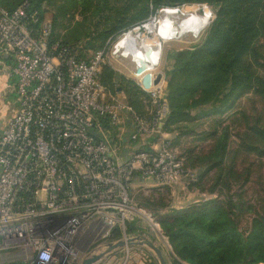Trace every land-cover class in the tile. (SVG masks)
<instances>
[{"label": "built area", "instance_id": "built-area-1", "mask_svg": "<svg viewBox=\"0 0 264 264\" xmlns=\"http://www.w3.org/2000/svg\"><path fill=\"white\" fill-rule=\"evenodd\" d=\"M52 32L28 2L0 8V52L19 102L0 135V264H81L116 231L128 238L145 212L132 195L138 182L174 185L185 174L162 131V82L148 90L156 111L139 116L101 82L106 49L80 60Z\"/></svg>", "mask_w": 264, "mask_h": 264}, {"label": "trees", "instance_id": "trees-1", "mask_svg": "<svg viewBox=\"0 0 264 264\" xmlns=\"http://www.w3.org/2000/svg\"><path fill=\"white\" fill-rule=\"evenodd\" d=\"M58 1L0 0V8L13 13L28 2L29 11H37L44 20V5ZM62 1L67 7L81 9L83 16L91 14L92 26L85 32L61 33L65 29L62 20L66 10L61 17L54 16L52 23V43L76 51L80 60H88L89 52L103 50L109 40L147 21L159 9L185 4L213 7L215 19L201 45L170 56L166 76L169 115L162 131L170 136L172 146L183 137L212 141L207 153L196 155L193 150L189 151L191 166L199 174V182L195 184H201L202 192L206 178L213 183L210 194L218 189L230 193V182L242 184L241 188L248 182L264 186L261 172L264 170V0ZM96 18L99 23L94 24ZM99 25L103 29L97 31L95 28ZM101 82L112 92H116L117 85H122L125 94L122 99L127 105L139 116L149 114L151 98L132 82L107 66L103 67ZM243 99L252 104L250 109L242 108ZM231 112L230 123L222 126L220 118ZM206 117H215L210 131L198 133L202 126L200 120ZM238 165L242 170H238ZM254 169L258 170L256 174ZM211 173L213 176L209 178ZM140 206L152 211L149 202ZM243 206L239 196H229L226 202L205 201L160 221L173 249V264L264 262V199L258 202L260 210L246 235L239 230L236 214L228 211V207L243 211ZM128 233H135L134 224H129ZM120 238L121 233L116 231L112 239Z\"/></svg>", "mask_w": 264, "mask_h": 264}, {"label": "rangeland", "instance_id": "rangeland-1", "mask_svg": "<svg viewBox=\"0 0 264 264\" xmlns=\"http://www.w3.org/2000/svg\"><path fill=\"white\" fill-rule=\"evenodd\" d=\"M64 3L65 1H62V0L58 1L57 4L56 3L54 4L46 3L44 5L45 6L44 9L46 13L44 19L53 23L54 16L61 17L63 12L66 10L67 15L62 20L64 22V28H65L64 30H61L62 34H65L67 31L69 32L72 30L78 31V32H81V31L85 32L86 28H89V29L91 28L92 19H91L90 13H86V15L83 16L81 14V9L75 10L72 8V6L67 7L68 5L67 6L63 5ZM63 7H66V8L64 9ZM168 8L180 9L184 13L190 16L195 15L201 18H207L208 24L212 23V21L215 19V9L207 4H185L181 7L162 8L161 10L159 9L157 11L158 13L156 12L157 14L149 18L147 21L134 25L131 29L124 31L123 33L118 35L116 38L109 40L106 43V47L104 48L106 49V53H107V58H106L107 68H110L115 73H117L120 77L125 78L127 81L132 82L135 86L139 87L144 93H146V95H148L151 98L152 102H151V108L149 109L150 112L156 111L157 104L153 99L152 93L146 91L144 87L141 85L143 76L145 74L149 75V73L153 75L162 73L164 76L163 81H162V87L166 90V93H167L168 84L166 81V76L170 69L171 54L174 52H179V51H184V50H192L195 47H198L199 45H201L202 40L204 39L205 33L207 30H205V32L202 33L201 37L193 43H187L184 41L183 42L175 41V42L165 43L161 49L160 60L158 62L157 68L145 73L139 78L136 77L132 73V71H130L129 69L121 65L119 62H117L115 58L112 56V53H113V48L116 45V43L119 40L123 41L122 38L126 37V35H129L133 31H138L141 34L142 43L153 45L154 42L157 40V36L155 35V33H151L148 27L150 26V23H152L154 20H156L159 17V14L162 11ZM97 23H99V20H97L96 18L94 24H97ZM95 29L97 31H100L101 29H103V25H99V27ZM93 53H94L93 51L89 52L90 57ZM121 87L123 86L120 84L117 85V88L115 89L116 92L114 93H118L119 97L120 95L125 97V94L122 92ZM9 96H10V92L7 89L6 90V116H11L14 110L17 108L16 100L14 99L13 100L14 102L11 101ZM1 101L2 100L0 99V102ZM241 103H242V108L244 107L245 109H250L252 107V104L244 99L242 100ZM18 107H19V104H18ZM232 113L233 112L227 113L220 118L222 122V126H226L230 123L229 117L231 116ZM212 119H215V117H206V118L201 119L200 123H202V126L198 133H201L202 131H207V132L210 131V127L212 126V122H211ZM126 127H127L126 124H124L123 128L125 129ZM231 132H232V135L235 134L234 131H231ZM125 133L127 134V128H126ZM211 145H212V141L210 139L201 141V140H198V138L195 139L191 137H183L180 140V142L172 146V149L174 150V153L176 154V156H178L179 158L183 157L185 160L184 165H183V170L185 174L181 178L180 183L174 184V185H168V186L154 187L150 183L138 182V184L135 185V188L132 190V195L135 197L139 205L140 203L144 204L145 202H149L152 205L151 206L152 211H149L148 209L146 210L144 207L140 206L141 208H143L145 212L143 213V216H140L136 220V222H134L136 224L135 226L138 225L139 228L141 229L144 228L145 230H147L153 235L152 242L156 244L164 252L165 259L167 263L169 264H173L175 257L173 256V253H171V249L169 248L167 243L165 242L166 244H164V239L162 238V235L164 236V234L160 227V221L166 219V217H172L174 213L176 212H184L191 207L204 203L205 201L216 200V201H221L223 203L227 201L229 196L237 195L241 199V204L244 205L243 211L239 210L236 212L235 209L232 207H228V211L235 213L237 215V216L236 215L234 216L236 217V220L238 222L239 230L240 232L246 235L251 230L252 221L256 217V212L260 210V206H258V202L260 201V199H264V189H263L264 186L263 187L259 186L255 182H248L242 188H241L242 184L237 185L234 182H230V185H231L230 193H227L225 189H218L214 194H210L209 190L212 188L213 183L207 180L206 178L204 179V181H207L206 187L203 190V192L200 190L199 187L201 186V184L199 185L195 184L199 182V174L197 173L195 168L191 166L189 151L193 150L195 152L194 154L196 155L207 153L211 149ZM242 168L243 167L241 165H238V170H242ZM254 170L256 174L258 170L257 169H254ZM261 172L264 173V170ZM212 176L213 174L211 173L209 175V178ZM234 199H236V197H234ZM167 239L168 238L165 237L166 241ZM149 253L151 252L149 251ZM151 254L154 255L153 253ZM155 260H156V264H159L158 259L156 257H155ZM183 263L188 264L185 262ZM260 264H264V262Z\"/></svg>", "mask_w": 264, "mask_h": 264}, {"label": "bare ground", "instance_id": "bare-ground-1", "mask_svg": "<svg viewBox=\"0 0 264 264\" xmlns=\"http://www.w3.org/2000/svg\"><path fill=\"white\" fill-rule=\"evenodd\" d=\"M210 24H208L207 18L190 16L180 9L168 8L162 11L148 27L149 31L157 36L153 45L142 43L141 34L138 31H133L122 38L123 41L119 40L116 43L112 56L138 77L136 73L141 69L152 71L157 68L161 49L165 43L175 41L193 43L201 37ZM144 74L142 73L140 76ZM145 75L141 84L144 87ZM105 252L107 250H103L101 253Z\"/></svg>", "mask_w": 264, "mask_h": 264}, {"label": "crops", "instance_id": "crops-1", "mask_svg": "<svg viewBox=\"0 0 264 264\" xmlns=\"http://www.w3.org/2000/svg\"><path fill=\"white\" fill-rule=\"evenodd\" d=\"M11 65H12V63H11V60L9 59V57H7L6 55H4L0 52V99L2 100L0 102V135L6 129L10 119H12L19 111V107H18L19 103H18L17 98L15 96V80L13 81L14 77L12 78ZM153 76H154V78L156 77V75H153ZM7 89L10 92L9 97H10L11 101H13L15 99L17 102V104H16L17 108L14 110V112L12 113L11 116H6V90ZM120 96L122 97V95H120ZM4 98H5V100H4ZM150 108H151V106L149 107V109ZM126 126H127L126 127L127 128L126 139H127L128 135L132 129L131 123L128 121L127 118H126ZM169 139H171L170 136H169ZM147 148L149 149V147H147ZM142 182L143 183H150L152 186L156 187L154 181H147L146 180V181H142ZM132 224H134L135 233H128L129 237H135V236L143 235L152 241L153 235L150 232H148L144 228L143 229L139 228L138 225L135 226L136 225L135 223H132ZM121 237H122V234H121ZM162 238L164 239V244L167 243V245L171 249V253H173L172 247H171L168 239L166 241L165 236H163V235H162ZM99 264H156V260H155L154 255L149 253L148 250L144 249L143 247L134 246V247H130V248L118 249V250H115V251L107 254L105 256V258H103V260ZM167 264H169V263H167Z\"/></svg>", "mask_w": 264, "mask_h": 264}, {"label": "water", "instance_id": "water-1", "mask_svg": "<svg viewBox=\"0 0 264 264\" xmlns=\"http://www.w3.org/2000/svg\"><path fill=\"white\" fill-rule=\"evenodd\" d=\"M147 72H149V70L141 69L140 71H137L136 74L139 77L142 73H147ZM145 76H146L145 77L146 83H145V87L144 86L143 87L146 91L150 90L152 86H158L164 78L162 73H158L155 78L153 74H149ZM134 246L148 249L158 259L159 264H167L163 251L158 246H156L151 240H149L148 238L142 235L135 237L128 236V238L126 239H121L115 242H111L107 246V252L99 253V254L93 253L89 257L85 258L81 264H99L107 254L118 249L130 248Z\"/></svg>", "mask_w": 264, "mask_h": 264}]
</instances>
